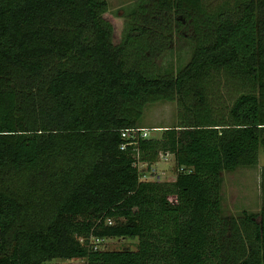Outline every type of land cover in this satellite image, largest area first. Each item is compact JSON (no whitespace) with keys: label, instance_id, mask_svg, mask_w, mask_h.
<instances>
[{"label":"trees","instance_id":"1","mask_svg":"<svg viewBox=\"0 0 264 264\" xmlns=\"http://www.w3.org/2000/svg\"><path fill=\"white\" fill-rule=\"evenodd\" d=\"M107 8L0 0V264H264V165L258 212L220 211V171L264 149V0H159L192 44L163 75L142 65L169 20L142 13L114 45ZM174 98L177 124L121 147L147 102ZM165 152L175 178L141 179L136 160ZM111 236L137 247L92 238Z\"/></svg>","mask_w":264,"mask_h":264},{"label":"rangeland","instance_id":"2","mask_svg":"<svg viewBox=\"0 0 264 264\" xmlns=\"http://www.w3.org/2000/svg\"><path fill=\"white\" fill-rule=\"evenodd\" d=\"M159 0H107L108 8L104 13V18L112 26V42L114 45L119 44L127 31V24L130 20L135 22H144L142 13L146 14V19L154 16L156 23L166 18L167 23H163V27L169 31L168 38L160 39V51L152 56V61L142 65L147 73L163 75L165 72L176 73L179 67H182L190 57L192 51L190 29H186V21L176 23L172 16L162 14L161 10H156L155 5ZM209 5H215L219 0H205ZM171 13V12H170ZM163 17V18H162ZM145 19V18H144ZM148 21V20H147ZM185 24V25H184ZM151 25V24H150ZM157 35L149 36V39H157ZM137 41H132L131 47L127 51L128 59L132 60L134 56L133 45ZM221 81L223 78H220ZM224 81V80H223ZM222 81V83H223ZM220 83V84H222ZM221 92H225L226 88L222 84ZM225 94V93H224ZM179 104L176 98L172 100L159 99L147 102L144 106L142 116L138 120L141 127L149 129L151 136H159L161 129L177 124L181 119L179 117ZM264 165V149L260 147L258 154V162L256 165L245 166L239 165L233 169H223L220 171V204L222 215H238L242 209L258 212L261 202L260 194V169ZM142 171L150 172V179L172 180L176 175V168L172 155L164 158L158 156L156 162L148 165L143 163L140 166ZM137 237H121L111 236L105 237L100 241L98 247L100 249H136ZM54 261H71L73 263L82 264L85 258L65 259L56 257Z\"/></svg>","mask_w":264,"mask_h":264},{"label":"built area","instance_id":"3","mask_svg":"<svg viewBox=\"0 0 264 264\" xmlns=\"http://www.w3.org/2000/svg\"><path fill=\"white\" fill-rule=\"evenodd\" d=\"M149 134V129L146 127H141V126H132V127H127V128H123L121 130V136L125 137L127 139H129V141L124 142L121 144V147H125L126 143H133V144H137L140 138H146L148 137ZM162 155V157L166 158L169 155H172L170 152H165V153H161L160 156ZM137 164L138 169L140 170V174L139 177L141 179H150V172L148 171H142L140 169V166L143 165V161L140 160H136L135 162ZM109 223L111 222V219L107 220ZM93 240L98 243L100 242L102 239L98 238V237H92Z\"/></svg>","mask_w":264,"mask_h":264}]
</instances>
